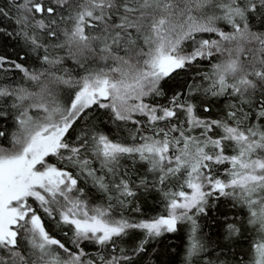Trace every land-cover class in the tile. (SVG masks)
Masks as SVG:
<instances>
[{
    "label": "snow or ice",
    "instance_id": "obj_1",
    "mask_svg": "<svg viewBox=\"0 0 264 264\" xmlns=\"http://www.w3.org/2000/svg\"><path fill=\"white\" fill-rule=\"evenodd\" d=\"M0 36V264H264V0H4Z\"/></svg>",
    "mask_w": 264,
    "mask_h": 264
},
{
    "label": "trees",
    "instance_id": "obj_2",
    "mask_svg": "<svg viewBox=\"0 0 264 264\" xmlns=\"http://www.w3.org/2000/svg\"><path fill=\"white\" fill-rule=\"evenodd\" d=\"M3 3H4V0H0V5H2ZM4 23H5L6 26L10 27L8 25L7 21H4ZM14 39L15 38L10 40V39H8L5 36H0V49H6L8 52H13L15 49L13 47H10L9 45L13 44V40ZM176 243H177V245H179L180 241L177 240ZM175 264H180V257L179 256L176 257Z\"/></svg>",
    "mask_w": 264,
    "mask_h": 264
}]
</instances>
